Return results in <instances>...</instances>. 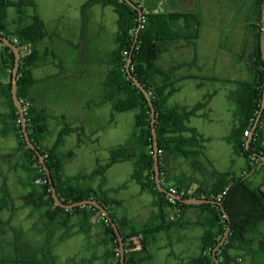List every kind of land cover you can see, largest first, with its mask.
I'll return each mask as SVG.
<instances>
[{"label": "crops", "instance_id": "1", "mask_svg": "<svg viewBox=\"0 0 264 264\" xmlns=\"http://www.w3.org/2000/svg\"><path fill=\"white\" fill-rule=\"evenodd\" d=\"M28 1L33 2V5L24 8L25 15L22 25L28 26L32 23L33 18L38 17L44 23L46 31L45 37L36 45V51L42 60L31 69L35 83L25 93L26 100L36 110L46 112L48 115L46 125L50 133L42 141V146L46 150L54 149L61 130L67 125L82 128V136L72 133L58 148L59 155L64 158V178H79L78 181H75L74 186L98 190L102 178H90L89 175L99 165L106 166L110 163L113 151L129 142L138 115V111H134L135 115L129 117L131 126L125 131L123 130L125 128L119 129L120 120H125L122 115L129 112L117 113L110 103L99 105L104 97L105 82L110 72L116 68L115 52L119 16L115 20L113 37L106 42L107 36L102 33L103 19H106V15L105 17L97 15L93 18L86 16L83 8L88 0L79 1V5L75 9L76 33L70 38L66 36V39L59 40L64 47L61 48V60H57V53L50 40L59 35L64 22H73V19L69 17L71 14L60 12L56 18L59 21V26L56 25L52 30H48L45 19L40 13L38 1ZM134 1H138L147 10H155V12H184L174 8L178 7L179 3L186 2L184 4L189 3V11L184 13H197L200 15L201 21L206 8L211 3L210 0ZM234 1L237 3L236 6H242V0ZM13 2L18 3L19 0H13ZM46 2L53 7H56L58 2L61 4L63 2L65 6L67 4V0H46ZM214 3L217 6H222L219 0H214ZM96 6L102 7L103 13L106 9L114 7L105 6L102 3H97L93 7ZM9 9H14V13L9 14ZM9 9L4 24L9 32L15 33L18 29L19 9L17 7ZM79 9L83 11L81 16L78 15ZM113 12L117 13L115 7ZM112 19L114 18L112 17ZM93 23L98 24L96 27L98 30L91 40L94 50L91 55H88V47L90 48L88 36L93 34ZM202 39L203 34L200 32L196 47L189 46L183 41L174 43L169 46L159 60V66L165 70L178 64L194 62L191 67L176 72V79L181 81L178 84V90L167 98L164 105L167 109L177 107L192 109L206 100L208 101L204 108L185 121V125L190 130L205 139L202 143L199 138L197 139L202 147L200 149L195 146L179 147L182 151L196 152L198 150L202 151V154L191 159L181 153H164L161 160L165 180L164 187L173 185L199 194V192H208L217 187L218 175H224L227 176V179L244 178L252 190L258 191L264 188V167L258 166L252 172L247 173L246 159L229 141L233 130L239 126L241 121L238 107L231 100V95L239 90L238 82L250 81L253 78L248 70V59L245 56L238 59L232 54L233 58H229V64L237 70L238 78L222 79L212 72L215 63L208 64L205 61L206 56L201 52ZM252 47L248 49L249 54L252 52ZM99 52L104 55L102 59L98 55ZM180 52L185 57L177 60L170 59L172 55H175L174 53L180 55ZM6 59L7 57L0 52V200H8V208L0 216L3 221L0 226V244H7L11 250L7 252L6 256L0 253L2 257L0 262L7 258L16 259L17 255H26L32 260L45 261L46 252L41 254V251L47 246L45 240L47 235L56 232L54 236L58 242H68L77 237L80 239L82 247L85 246L89 250V255L79 261L81 264H116L115 257L109 255V252L113 251V244L103 242L105 235L102 216L99 215L92 219L94 228L88 234L81 231L84 215L71 217L69 221L72 234L67 237L68 232L65 228L56 227L46 218L47 214L52 212L51 209L35 210L29 205L32 202L30 200L32 195L30 184L36 176V170L30 165L25 151H19L14 115L15 105L3 93L5 87L11 82ZM65 61L73 62L74 66L72 65L68 69ZM94 71H96L95 75L92 73ZM245 72L250 75L247 79H244L247 74ZM168 137L177 138V140L178 138L193 139V134L188 131ZM117 138L118 143H116ZM5 143H8L7 147H5ZM170 148L178 147L171 144ZM143 153H147V150L137 142L129 153L130 158L112 164L105 175V190H107L108 196L121 203L120 206L112 208L114 217L117 220L126 219L137 230L162 224V211L157 206V196L143 189L141 184L133 178L136 164ZM72 165H75L73 170L69 168ZM146 176L147 173L144 174V177ZM12 186L17 187L16 191H12ZM15 214L24 215L25 219L30 221V229L38 228L40 235H37L35 243H32L31 238L23 231H18L20 226L15 228L13 223L7 224ZM163 215L166 223L172 221L171 218L174 217L173 221L176 222V225L156 233L149 239L147 250L150 259L144 264H194V260L203 254L202 240L209 230L208 225L214 221L211 211L197 206L186 207L182 211L166 207ZM38 225L40 227H37ZM219 228L220 225L217 223L212 231L216 233ZM7 229L11 231L9 234H6ZM248 241L247 244L235 243L230 251V255L236 258L239 264L259 263L257 260L260 252L264 251V224L255 233L248 236ZM16 246L22 247V252L17 253ZM99 247L101 250H97ZM51 253L52 255L49 254L47 257L48 261L51 262L52 256L57 261L54 249Z\"/></svg>", "mask_w": 264, "mask_h": 264}, {"label": "trees", "instance_id": "2", "mask_svg": "<svg viewBox=\"0 0 264 264\" xmlns=\"http://www.w3.org/2000/svg\"><path fill=\"white\" fill-rule=\"evenodd\" d=\"M132 1L143 10L142 28L139 31L138 38L137 30L140 26L139 12L126 2L121 0H88L84 6V10L86 11L87 8L97 3H102L105 6L112 5L115 7L119 16L120 31L115 52L116 68L110 72L105 82L104 97L99 105L110 103L117 113L138 111L135 121V131L129 142L113 151L110 163L106 166L99 165L89 175L90 178H102L99 189L94 190L74 186L75 181H78L79 178H64V158L59 155L58 148L64 144L65 138L68 135L78 133L82 136V128L71 127L69 125L65 126L58 136L55 148L46 150L42 146V141L50 133L46 125L47 113L36 110L31 104L30 108L26 110V118L31 141L45 158L61 200L66 204H74L84 200H96L110 213L119 229L126 251V264H144V262L150 259L147 250L149 239L154 237L156 233L176 225L175 221L166 223L163 215L164 209L169 207L182 211V209L191 206H187L180 201H176L175 205L168 204L167 195L161 193L157 188L153 159L151 108L143 93L128 76L126 69L128 59L133 54L132 73L149 92L156 109L157 122L155 127L159 141L160 165L162 163V156L166 152L181 153L183 156L191 159L202 154V151L198 150L196 152L182 151L179 147L195 146L199 147V149L202 147L197 139L199 138L201 143L205 139L199 137L195 131L190 130L185 125V121L188 117L195 115L200 109L204 108L208 101L206 100L204 103L192 109L179 107L167 109L164 106L166 100L178 90V84L181 81L176 79V72L180 69L191 67L194 65V62L178 64L169 70H165L159 66L161 56L168 50L170 45L183 41L189 46L196 47L202 27L200 15L194 12H155V10H147L138 1ZM251 2L252 5L247 18V29L250 32L253 47L252 52L249 54L247 65L253 78L250 81L239 82V90L231 95V100L238 107V114L241 117V121L229 137V141L235 145L237 151L246 159L247 173L252 172L258 166L264 167V163L258 162L259 157L264 156V114L253 136L250 149H246V142L249 137L245 136V133L247 131L251 133L253 129L261 108L264 90V59L261 49L264 0H251ZM1 5L0 33L4 37L9 38L15 46L19 47L21 52H23V47L27 44H31L33 47L30 55L22 54L21 67L18 74L19 97L23 102H28L25 98V93L35 83L31 69L37 66L42 60V57L36 51V45L46 35L45 26L38 17L33 18L30 25H22L25 15L24 8L33 5L31 1L19 0L18 3H14L13 0H1ZM11 7H17L19 9V17L17 20L18 29L15 33L9 32L7 26L4 24L6 11ZM136 40V47L133 50ZM0 49L2 54L7 57L5 61L6 66H8L12 76L15 55L9 48H3L1 46ZM3 93L14 104L11 82L5 87ZM14 115L19 139V151H25L30 165L36 170V176L30 184L32 187L30 200L32 202L29 205L34 207L35 210L43 208L51 209L52 212L47 214L46 218L56 227L61 226L65 228L68 232L67 237H70L72 234L69 219L75 215H84L81 231L85 234L90 233L94 228L92 219L99 216V211L91 206L66 210L55 205L46 172L37 154L28 147L25 141L21 116L16 108H14ZM188 131L192 132L193 139L178 138L177 140V138L168 137L172 134H182ZM137 142L147 150V153H143L139 157L133 178L141 184L143 189L157 196V206L162 211L161 225L149 226L142 230H137L132 227L126 219L117 220L114 217L112 208L120 206L121 203L110 198L107 190H105V175L107 170L112 164L130 158L129 153ZM171 144H175L178 148L171 149ZM145 173H147L146 177H144ZM161 179L165 181L162 166ZM37 180H42L44 183L37 185ZM218 188L219 190H217ZM226 189L228 190L226 191ZM225 191L226 194L224 195L223 193ZM219 197L232 220V230L225 245L219 250L218 258L221 264H239V261L230 255V251L233 249L235 243H249L248 236L255 233L264 224V193L261 189L258 191L252 190L244 178L227 179V176L218 175L217 187L208 192H199L197 197L195 196L193 198L218 200ZM198 207L211 211L214 221L208 225L209 230L202 240L203 254L194 260V264H216L213 259V251L223 238L228 221L219 206L203 205ZM7 208L8 200H0V216ZM102 223L105 235L103 242L105 244H113V251L109 252V255L115 257L116 264H121L119 242L115 231L105 219H102ZM217 223L220 225V228L215 233L212 229ZM2 224L3 221L0 217V226ZM52 247L47 245L41 251V254L46 252L45 261L38 259L32 260L26 255H17L16 259L7 258L1 261L0 264H56L53 256L51 257V262L47 258L49 254L52 255ZM22 250V247L16 246L17 253L22 252Z\"/></svg>", "mask_w": 264, "mask_h": 264}, {"label": "rangeland", "instance_id": "3", "mask_svg": "<svg viewBox=\"0 0 264 264\" xmlns=\"http://www.w3.org/2000/svg\"><path fill=\"white\" fill-rule=\"evenodd\" d=\"M37 1L40 6L39 8L40 13L45 19L46 27L48 30H52L56 25L59 26V21L56 20V18L60 12L62 13L68 12L71 14L69 15V17L73 19V22H67V23L64 22L62 24V28L60 29L59 35L56 36V38H52L50 40L53 43L54 50L57 53V56H58L57 60H61V48H63L64 46H63V43H61L59 40L66 39L65 38L66 36H69L70 38L75 35L76 27H77L75 9L77 5H79V1L81 0H67L66 6L63 5V2L62 4L58 2L56 7H53L47 4L46 0H37ZM44 1H45V6H44ZM210 1L211 3H209L210 5L206 8V11L203 14V20H202V27H201V32L203 34L202 45H201L202 55L206 56L205 61L208 64L215 63L214 64L215 68L213 67L212 72H215L218 75V77H221L222 79H225V80L237 79L238 78L236 74L237 70L230 66L229 58H233L232 54H234L235 57L238 59L239 57L244 58V56L246 59H248L249 57L248 49L253 44V41L250 37V32L247 29V18H248L250 6H251V0H242L241 7L236 6L237 3L234 0H219L222 3V6H217V4L214 3V0H210ZM184 3L182 2L179 3L178 4L179 8L175 7L174 9L178 11H184V12L189 11V6H188L189 3L188 4H184ZM112 9L114 10V7H110L106 9L105 13H103L101 11L102 7H99V6L89 7L86 9V11L83 8L84 14L92 18L96 17L97 15H100V17H105L106 15V19L105 18L103 19L104 29L102 32L104 35L107 36L106 42L108 41L109 38L113 37V27L115 24V20L118 16L117 13L113 12ZM13 11L14 9H9L8 12L9 14H11ZM83 11L79 9L78 15L81 16ZM6 14H7V11H6ZM112 17L114 19H112ZM92 26H93V34L88 36L89 43H90V48L88 47V55H91V53L93 52L92 50H94L91 40H92V37L96 35V31L98 30V28H96L98 26L97 23H93ZM119 31H120V28L117 32V39H118ZM90 33H91V30H90ZM101 47H103L102 44H101ZM181 53L182 52H180V55H177L179 53H174L175 55H172L170 59L177 60L178 58L185 57V55L183 56ZM98 55L101 59L104 57L102 52H99ZM170 59L168 58L169 61ZM64 63L68 69H70L72 65L74 66L73 62L65 61ZM115 65H116V62H115ZM89 71L91 72L90 68H89ZM92 73H94L95 75L96 71ZM244 77H245L244 79H247V77H250V75L247 73L245 74ZM135 112L132 111L131 113L129 112V113H126L125 115H122L125 117V120L123 121L120 120L121 125L119 126V129L125 128L123 130L126 131L127 129L130 128L131 120H129V117L134 116ZM133 130L135 131L134 127L132 131ZM116 143H118V138L116 139ZM4 145H6L5 147H7L8 143H5ZM69 168L73 170L75 168V165H72ZM16 188H17L16 186H12V189H13L12 191H16ZM12 223L14 226H16L15 228H18L20 226L18 228V231L20 230L23 231L24 234H26L28 237L31 238L32 243H35L34 240H36L37 235L38 236L40 235L39 234L40 231L38 230V228L36 229V227L34 229H30V226H31L30 221L28 219H25L24 215L15 214L14 217L10 221L7 222V224H12ZM37 227H40V225H38ZM10 232L11 231L7 229L6 234H9ZM54 234L52 232L49 235H47V239L45 240L47 242L45 245H48V246L50 245V247L53 246L52 248L54 249V253L58 259L56 261V264H77V263L81 264L79 261L82 258H86V256L89 255L88 254L89 250H87L85 246L82 247V243L80 242V239H78L77 237H74V239L68 242L60 243L57 241ZM19 235L22 236L20 233ZM10 250H11V247H9L7 244L5 243L0 244V253H3L4 256H6L7 252ZM97 250H101V248L99 247L97 248ZM263 252H260L259 259L257 260L259 263L257 264H264V253ZM1 258L2 257L0 254V259ZM73 259H75V261H72ZM249 264H252V263H249Z\"/></svg>", "mask_w": 264, "mask_h": 264}, {"label": "water", "instance_id": "4", "mask_svg": "<svg viewBox=\"0 0 264 264\" xmlns=\"http://www.w3.org/2000/svg\"><path fill=\"white\" fill-rule=\"evenodd\" d=\"M121 1L126 2L129 6H131L133 9H135L139 12L140 26L137 30V38H138L139 31L142 28L143 10L141 9L140 6L135 4L132 0H121ZM1 8H2V5H1V0H0V11H1ZM262 23H263V36H262L261 49H262V54H263V59H264V8H263V15H262ZM136 43H137V40L135 42L133 50L136 47ZM0 45L3 46V48L11 49L15 55V64H14V68H13L12 76H11L12 98L14 101L15 108L18 110V112L21 116L22 130H23V135H24L25 141H26L28 147L30 149H32L37 154L41 164L43 165L44 171L46 172V175H47V179H48L50 186H51L52 198L55 202V205L57 207H60V208L66 209V210H72L74 208L85 207V206H91V207H94L95 209H97L99 211V215H101L103 217V219H105L106 222L109 223L112 226V228L114 229L115 234L118 238V242H119L120 256H121L120 262H121V264H126V251L124 248L122 236L119 232V229H118L116 223L114 222L113 218L111 217L110 213L106 210V208L103 207L102 205H100L96 200H84V201L74 203V204H66L59 197L57 188L54 184V180H53L52 175H51V172H50V170L46 164V160L43 157V155L41 154V152L39 150H37L34 143L31 141V137H30V134L28 131V122H27L26 114H25L24 108H23V102L19 97L18 74H19L20 67H21V59H22L21 51H20L19 47L15 46L9 38L4 37L1 33H0ZM132 63H133V54H131L130 58L127 61V65H126L127 73H128L129 78L132 79V81L136 85V87L143 93V95L145 96V98H146V100H147V102L151 108V118H152L151 128H152V136H153V150H154L153 159H154L155 182H156L158 190L161 193L168 194V191L164 187V185L162 183V179H161V165H160V157H159L160 149H159V141H158V136H157V129L155 127L156 122H157L156 109H155L154 103L152 101V98H151L149 92L144 88V86L140 83V81L133 75L132 69H131ZM263 114H264V90H263V98H262L260 111L258 113L256 120H255L253 129L250 133V136L246 142V149L247 150L250 149V145H251V142L253 140V136H254L256 130L258 129V127L260 125ZM258 162L264 163V156H260ZM261 190H262V192H264V188H262ZM178 201L184 203L187 206H197L198 207V206H203V205H216V206H219L221 208L223 215L225 216L226 220L228 221V226H227L226 231L224 232L223 238L221 239V241L218 243V245L216 246V248L213 251V259H214L215 263L221 264V261L218 258V252L225 245V243H226V241L230 235V232L232 230V220H231L229 214L227 213V211L224 207V204L221 201L210 200V199H205V198H189V199L178 198Z\"/></svg>", "mask_w": 264, "mask_h": 264}, {"label": "built area", "instance_id": "5", "mask_svg": "<svg viewBox=\"0 0 264 264\" xmlns=\"http://www.w3.org/2000/svg\"><path fill=\"white\" fill-rule=\"evenodd\" d=\"M32 49L33 47L31 46V44H27L23 47V52H21V54H24V55H30L32 53ZM21 51V50H20ZM0 52H1V49H0ZM23 102V101H22ZM31 106V103L30 102H23V108H24V112L26 114V110L28 108H30ZM245 136L249 137L250 136V133L247 131L245 133ZM44 182L42 180H37L36 181V184L37 185H42ZM163 185L165 183V181H162ZM167 191H168V194L167 195V202L168 204L170 205H175L176 204V201H178V198H181V199H189V198H193V197H197L198 194L196 193H191L189 191H186V190H183L181 188H178L176 186H173V185H169L168 187H166ZM228 189H226L227 191ZM226 191L223 193L224 195L226 194ZM217 201H220V197L218 198ZM171 220H175L174 217L171 218Z\"/></svg>", "mask_w": 264, "mask_h": 264}]
</instances>
